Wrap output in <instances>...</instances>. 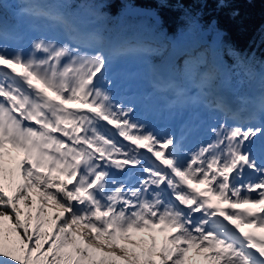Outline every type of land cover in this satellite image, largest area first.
I'll return each mask as SVG.
<instances>
[{"label": "snow or ice", "instance_id": "6c2138e0", "mask_svg": "<svg viewBox=\"0 0 264 264\" xmlns=\"http://www.w3.org/2000/svg\"><path fill=\"white\" fill-rule=\"evenodd\" d=\"M2 9L0 264H197L193 251L204 264H264V234L245 230L264 229V74L260 96L241 97L247 119L220 122L211 142L184 154L179 137L115 100L108 54L66 13L33 0L8 26ZM49 22L64 37H31L25 48L27 32ZM207 28L217 59L233 57L229 71L251 78ZM156 233H166L159 247Z\"/></svg>", "mask_w": 264, "mask_h": 264}, {"label": "trees", "instance_id": "16d2710c", "mask_svg": "<svg viewBox=\"0 0 264 264\" xmlns=\"http://www.w3.org/2000/svg\"><path fill=\"white\" fill-rule=\"evenodd\" d=\"M61 10L77 9L83 18L66 15L80 26H91L96 36L116 40L119 31H135V39L146 36L157 44L183 34L191 41L189 49L209 47L208 72L216 66L226 76V86L239 99L248 93L250 79L237 77L229 69L233 57L217 59L215 34L207 28L213 22L224 39L254 75L264 74V0H51ZM118 18L124 24L118 25ZM197 50V51H198ZM213 64V65H212ZM196 66V65H195ZM197 66V70H201ZM215 73V72H214ZM255 84L261 90L260 83ZM224 82V79H223Z\"/></svg>", "mask_w": 264, "mask_h": 264}, {"label": "rangeland", "instance_id": "374dc122", "mask_svg": "<svg viewBox=\"0 0 264 264\" xmlns=\"http://www.w3.org/2000/svg\"><path fill=\"white\" fill-rule=\"evenodd\" d=\"M28 2H33V0H0V4L3 5V19L6 25L11 26L15 21H14V13L18 11L19 5L23 3H28ZM35 2H40V3H45L48 6L58 9L54 5L50 3V1L47 0H35ZM64 13L67 12V14H70L71 16L75 18H83V16L80 14V12L77 11L75 8H70L68 11L61 10ZM119 20H123L122 18H118V25ZM73 23V22H72ZM78 24V22H75ZM79 25V24H78ZM80 26V25H79ZM81 27V28H80ZM77 28L79 31L84 34V35H89V36H94L95 37V42L102 46L104 48V51L108 54L109 56V67L108 71L106 73L107 76H109L115 83L114 86L111 88V94L116 100V97H118V94H113V91L120 92L122 89H136L139 92L143 87H150V80L151 79H166L168 84L173 86L177 91L183 87H193L194 89L199 91V94L201 99L199 101L205 100L206 102L200 103L198 107H195V110L198 111L200 110L201 113L199 115L204 114L205 110L210 108L211 106L214 105L215 100L212 102V98H216L215 95L220 98V93L218 89L221 91L223 87V91L226 93L228 97L233 99L234 97L235 103L237 104V109L238 111L234 115H231L229 118L231 124L237 123L238 121H235L237 119H240L243 115V113L246 111V104H243L240 102L241 100L239 99L237 94L232 93L229 89L226 88L224 84L226 76L219 71V69L215 66H212V69L210 67V70L208 72H202L203 68H206L208 66L209 62V57L211 55L210 50L207 49V47H202L200 48L198 52L201 53V57L199 60L195 59V51L191 48L189 49V45L184 47V49L181 51L182 53V58L178 57L176 61L171 62L172 55L174 54V48L173 46H170V43L168 42H163L160 45V49H158V46L156 45V42L154 43L152 39L145 40L144 37H138L139 40H135L136 37H134L135 31H119V34L117 36V39L112 41L111 39L107 38H101L99 36H96L94 31L91 30V26H80ZM56 36L58 38H63L64 33L60 31V29L56 26L54 22H49L43 24L38 30L36 31H29L27 32L25 40L27 41L31 37L35 36ZM182 36V34L180 33ZM142 38V39H141ZM25 48L28 46V41L27 44L24 45ZM126 46L128 47H137V48H129L126 49ZM145 47V48H142ZM198 50V49H196ZM9 51H12V48H9ZM192 53L190 56L186 55L187 57L191 58L190 63L183 58V55L186 53ZM194 55V56H193ZM136 61V62H135ZM138 61V62H137ZM136 63V64H135ZM142 64H146L145 66ZM186 64V65H185ZM196 65V66H195ZM201 66V70H197L196 67ZM132 72V73H131ZM169 72V73H168ZM215 72V73H214ZM121 75L122 77L120 78L118 76ZM176 74L179 76L182 80V83L178 84H171L172 82V76ZM211 74L214 77L212 85L207 88L203 89L201 88V81L203 78ZM119 77V78H117ZM224 79V82H223ZM246 79H250V82L248 84V94H245V98H253L254 93H259L261 94V90H256L255 84L257 81H259V76L257 75H252L251 78L246 77ZM261 82V81H259ZM224 83V84H223ZM261 89V87H259ZM117 92V93H118ZM257 95V96H259ZM150 100H146L145 102H149ZM122 102V101H120ZM123 103V102H122ZM224 98H222V104H224ZM152 104V105H151ZM134 105V104H133ZM143 105V103H142ZM151 107L148 108L150 109V112L148 113V116L150 120L161 123L164 119L170 118L171 120H174V122L177 124L179 122V118H175L176 112H171L168 113L167 110L170 108H163L162 111L158 110L155 108L153 105V101H150ZM243 105V107H242ZM134 107H136L134 105ZM186 106H184V110L186 111ZM220 111V119H214L211 120L213 125L212 126H217L218 120H221V122H224L226 116V112ZM134 118V117H133ZM193 120L198 121V118L196 115H192ZM178 119V121H177ZM215 122V123H214ZM111 128V126H108ZM170 133V132H167ZM122 140V138H120ZM124 143H128L125 141ZM145 151V150H141ZM196 151L192 150L190 148H186L183 150L184 154H190L191 152ZM13 155H17L15 151H13ZM7 163V161H6ZM132 176V173H129V177ZM200 187H204L201 185ZM221 207H226L225 205H221ZM241 207H249L247 205L241 206ZM245 230L248 231H255L257 235H262L264 234V229H248L246 228ZM166 234V233H165ZM165 234H159L156 233L157 235V246L162 242V236ZM133 239H137L139 237H144L145 239L148 238L149 233H133ZM122 244L129 243L128 241L125 240H120L119 241ZM106 251L109 249H105ZM112 251H117V254H120L118 249H111ZM203 256V253H197V252H190L189 257H192L194 260H196L197 264H204V262L200 259Z\"/></svg>", "mask_w": 264, "mask_h": 264}, {"label": "bare ground", "instance_id": "6f19581e", "mask_svg": "<svg viewBox=\"0 0 264 264\" xmlns=\"http://www.w3.org/2000/svg\"><path fill=\"white\" fill-rule=\"evenodd\" d=\"M209 64H210V62H208ZM208 64V65H209ZM146 67V66H145ZM118 75H119V73H118ZM120 77H122L121 75H119ZM223 94H224V91H223ZM214 101V98H212V102ZM208 108V107H207ZM235 113L236 112H234V113H228V114H226V116H224L225 117V120H224V122H226V123H228L229 125H232L231 124V122H230V120H229V118L231 117V115H234L235 116ZM217 113H215L212 117H217ZM247 117H248V115H246V114H243V118H242V120H235V121H238L237 123H242L245 119H247ZM217 118H219L220 119V115L217 117ZM217 122H221V120H218ZM233 123H234V121H233Z\"/></svg>", "mask_w": 264, "mask_h": 264}]
</instances>
